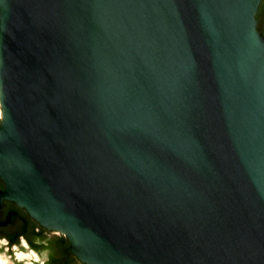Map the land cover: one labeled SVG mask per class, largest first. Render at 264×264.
Returning a JSON list of instances; mask_svg holds the SVG:
<instances>
[{
	"label": "water",
	"instance_id": "water-1",
	"mask_svg": "<svg viewBox=\"0 0 264 264\" xmlns=\"http://www.w3.org/2000/svg\"><path fill=\"white\" fill-rule=\"evenodd\" d=\"M0 108L81 263L264 264V0H0Z\"/></svg>",
	"mask_w": 264,
	"mask_h": 264
},
{
	"label": "flooded vegetation",
	"instance_id": "flooded-vegetation-1",
	"mask_svg": "<svg viewBox=\"0 0 264 264\" xmlns=\"http://www.w3.org/2000/svg\"><path fill=\"white\" fill-rule=\"evenodd\" d=\"M11 213L10 221L1 224L0 223V242L4 244L8 249L19 250L20 253H33L39 259H45L46 252L52 249V237L51 231L46 230L45 227L38 224L25 209L18 206L14 201L3 199L0 205V222L7 221L9 212ZM37 232H40L38 235ZM68 241V240H67ZM60 253L58 256L51 257V255L45 259V264H63L67 260H70V264H83L81 263L71 252L69 254L66 251L68 246L70 250V244H66L64 238H60L57 241ZM26 251V252H25ZM71 251V250H70ZM13 254H16L15 252ZM57 260V261H56ZM38 264L37 260H34Z\"/></svg>",
	"mask_w": 264,
	"mask_h": 264
},
{
	"label": "rangeland",
	"instance_id": "rangeland-1",
	"mask_svg": "<svg viewBox=\"0 0 264 264\" xmlns=\"http://www.w3.org/2000/svg\"><path fill=\"white\" fill-rule=\"evenodd\" d=\"M51 237H52V249L51 251H48L46 252V257L45 259H47L50 255L51 257H57L58 254L60 253V250H59V247H58V239L60 238H63L65 236H63L62 234L60 233H56V232H51ZM5 242H0V254L2 256H4L11 264H18L17 260H15V256H14V252L17 253H20L19 250L15 249V250H12V249H8V247L4 244ZM26 252V251H25ZM26 254L27 256L25 258H23V261L25 264H37L36 262H34V260H37L38 261V264H45L46 262L44 261L45 259H39L36 255H34L33 253H24ZM19 256V255H18ZM22 260V259H21ZM57 261V260H56ZM52 264H55V262Z\"/></svg>",
	"mask_w": 264,
	"mask_h": 264
},
{
	"label": "bare ground",
	"instance_id": "bare-ground-1",
	"mask_svg": "<svg viewBox=\"0 0 264 264\" xmlns=\"http://www.w3.org/2000/svg\"><path fill=\"white\" fill-rule=\"evenodd\" d=\"M2 114L1 108H0V116ZM20 259L25 258L27 255L24 253H18ZM0 264H11L4 256L0 254Z\"/></svg>",
	"mask_w": 264,
	"mask_h": 264
},
{
	"label": "trees",
	"instance_id": "trees-1",
	"mask_svg": "<svg viewBox=\"0 0 264 264\" xmlns=\"http://www.w3.org/2000/svg\"><path fill=\"white\" fill-rule=\"evenodd\" d=\"M37 234L39 235L40 232H37ZM63 238H64L66 244H68V241H67L66 237H63ZM66 251H67L69 254H71V251L69 250L68 246L66 247ZM70 263H71V261H70V260H67V261L64 262L63 264H70Z\"/></svg>",
	"mask_w": 264,
	"mask_h": 264
}]
</instances>
